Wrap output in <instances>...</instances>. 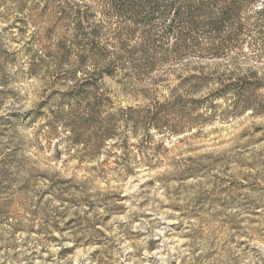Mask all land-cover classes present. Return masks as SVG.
Wrapping results in <instances>:
<instances>
[{"label":"rangeland","instance_id":"374dc122","mask_svg":"<svg viewBox=\"0 0 264 264\" xmlns=\"http://www.w3.org/2000/svg\"><path fill=\"white\" fill-rule=\"evenodd\" d=\"M141 5L0 0V264H264V0Z\"/></svg>","mask_w":264,"mask_h":264},{"label":"trees","instance_id":"16d2710c","mask_svg":"<svg viewBox=\"0 0 264 264\" xmlns=\"http://www.w3.org/2000/svg\"><path fill=\"white\" fill-rule=\"evenodd\" d=\"M128 0H122L124 4ZM132 1V0H131ZM136 0H134L135 2ZM143 5H141L142 13H130L132 19L137 20L139 17H144L150 23L153 21L154 17L160 14L165 17V22L167 18L173 13L174 23L167 27V30H173L177 26L186 25L192 26L194 24L202 22L206 25L215 24L217 22L222 23L226 9L232 12L234 8L238 6V3L242 0H140ZM218 6L214 9V7ZM124 6V5H123ZM225 10V11H224ZM213 11V12H212ZM215 15L216 21L212 20L211 15ZM139 14V15H138ZM215 22V23H214ZM176 26V27H175ZM216 47V46H215ZM218 47V46H217ZM218 50L219 48L211 49Z\"/></svg>","mask_w":264,"mask_h":264}]
</instances>
